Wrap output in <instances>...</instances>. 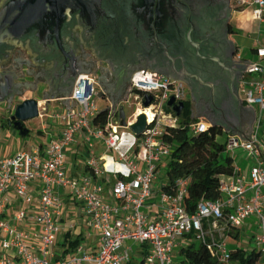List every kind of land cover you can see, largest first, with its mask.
I'll return each instance as SVG.
<instances>
[{
	"label": "built area",
	"instance_id": "1",
	"mask_svg": "<svg viewBox=\"0 0 264 264\" xmlns=\"http://www.w3.org/2000/svg\"><path fill=\"white\" fill-rule=\"evenodd\" d=\"M231 5L234 11L254 5L255 18L263 20L264 0H231ZM255 56L254 61H243L239 54L235 57V61L249 62L243 64L240 95L244 106L256 113L252 141L230 134L226 146L231 152L243 149L254 159L249 175L234 166L233 173L221 181V197L201 200L193 214L185 207L189 179H178L172 193L164 191V183L157 193L160 214L155 219L146 209L155 195L158 175L173 152L163 140L164 130L179 119L167 111V103L172 97L176 103L188 101L187 85L154 71H136L123 102L135 94L139 108L124 127L111 105L102 127L94 123L100 112L97 76L81 74L69 106L55 114L45 109L41 112V119L50 117L59 123V137L44 148L35 146L0 159V264H134L139 255L142 260L138 264H175V252L188 239L204 245L219 262L228 263V234L251 216L259 220L256 248L261 254L259 264H264V156L259 138L264 124V46L256 49ZM148 95L153 101L146 107ZM138 113H145L150 120L141 137L130 129ZM210 128L202 119L190 124L194 134ZM80 139L86 150L79 158L85 163V172L71 175L67 151ZM98 140L104 143L105 155L96 152ZM110 152L124 165V171L106 169L103 158ZM71 205L79 208V223L69 219L66 208ZM91 230L98 237L91 248L83 240L74 252L62 251L66 235L75 238L83 233L88 239ZM134 244L142 249L137 252Z\"/></svg>",
	"mask_w": 264,
	"mask_h": 264
},
{
	"label": "water",
	"instance_id": "2",
	"mask_svg": "<svg viewBox=\"0 0 264 264\" xmlns=\"http://www.w3.org/2000/svg\"><path fill=\"white\" fill-rule=\"evenodd\" d=\"M232 15L231 0L0 1V105L7 104L5 112H13L9 126L14 121L13 128L27 136L26 122L40 118L51 102L69 106L79 76L91 74L89 63L79 54L85 45L109 65L112 78L102 82L103 77L98 78L99 97L108 95L110 109L118 111L122 126H127V115L119 101L126 99L132 75L154 71L184 82L192 105L209 104L217 114H197L193 109V118L204 116L211 127L252 141L255 111L248 108L253 113L250 125L242 122L239 96L243 64L249 62L233 61L236 46L226 26ZM25 42L33 44L28 53L43 76L34 89L1 70L12 52L9 44ZM27 92L39 95L24 98ZM152 101V96H145L146 107ZM167 108L180 118L185 103L172 97ZM149 125L147 115L140 113L130 129L141 137Z\"/></svg>",
	"mask_w": 264,
	"mask_h": 264
},
{
	"label": "trees",
	"instance_id": "3",
	"mask_svg": "<svg viewBox=\"0 0 264 264\" xmlns=\"http://www.w3.org/2000/svg\"><path fill=\"white\" fill-rule=\"evenodd\" d=\"M237 31L232 28V33ZM171 112L169 108H166ZM150 113V112H149ZM110 116L109 110H100L94 123L105 127ZM193 119V105L190 100L185 102V110L175 126H166L163 140L173 148L167 164V181L164 191L172 193L178 179L188 178L189 185L185 197V207L193 214L201 200L216 201L221 197L222 177L231 175L234 170L233 159L225 157L226 144L218 142L217 138L225 133L219 126L194 134L190 124L197 122ZM232 233L228 234L229 237ZM191 238V237H190ZM84 240L83 233L75 238L68 234L63 243L64 253L70 254ZM190 240V239H188ZM183 257L182 264H259L261 254L254 248L247 251L236 247L231 251L230 262L221 263L212 256L204 245L189 241L188 245L180 248Z\"/></svg>",
	"mask_w": 264,
	"mask_h": 264
},
{
	"label": "rangeland",
	"instance_id": "4",
	"mask_svg": "<svg viewBox=\"0 0 264 264\" xmlns=\"http://www.w3.org/2000/svg\"><path fill=\"white\" fill-rule=\"evenodd\" d=\"M233 40L235 41L238 53L240 54L243 61H254L256 59V56L254 54V50L257 49L259 46L264 45V24L259 25L257 32L248 33V32H236L232 36ZM101 74V71L98 75ZM36 97L34 93L27 92L25 94V97ZM22 98L21 100H23ZM139 101L136 99L135 94H132L128 102H123L121 105L123 106L127 119L130 118L133 113L136 112L137 108H139ZM42 109L45 106V103L42 102ZM96 105L100 110H105L108 107L111 106V102L107 97H96ZM1 108H6V105H1ZM65 109L64 106H61L59 103L51 102L49 105V114H55L57 112H62ZM8 116V114L4 111L0 112V157L6 155H10L11 153H16L17 151L22 150H32L35 146H37L42 140H44L40 135V125L41 124H49L50 126H53V128H57V125L55 122H53V119L46 117L45 119L36 118L33 120H29L26 122V126L30 129V133L27 136H22L16 129L3 126V120ZM5 127V128H4ZM259 138L264 141V124L262 125V128L259 132ZM218 142L222 144H228L229 142V133L225 132L223 135L218 136L217 138ZM98 141H95L97 143ZM99 151V150H98ZM99 154V153H98ZM85 156V155H84ZM224 156L232 158L238 166L242 170H246L247 167L249 169L255 165V161L252 157L248 155V152H246L243 149H236L234 152H231L229 150H226L224 153ZM82 157V156H81ZM103 162L106 166L107 170L111 169H118L119 171H124L125 167L124 165L118 161L117 156L114 155L112 152H110L105 158H103ZM167 164V163H166ZM83 167H85V163H83ZM167 171L168 167L163 166L159 175L158 180L155 182L154 185H156V189H159V186L162 182L167 181ZM67 211H69V219H75L77 223H79L77 213L79 212V208H77L74 205L68 206L66 208ZM75 217V218H74ZM257 219L255 216H251L248 218V220L245 223H251V226L245 227L244 236L243 238L245 240H249L252 238L253 234L256 235L258 233V225H257ZM63 225V223H62ZM80 226V225H79ZM245 226V225H244ZM243 226V227H244ZM85 233H88V230L85 229ZM91 237L88 239H84V244L86 246L92 247L93 243L97 241L98 237L96 236V232L91 230ZM58 241L62 242L63 237L62 235L58 236ZM190 240H184V245H188ZM228 242V248L230 251H232L234 248H236L234 240L229 237L227 238ZM135 250L142 249V246L140 244H134L133 245ZM62 251H64V247L62 246ZM142 260V255H139L135 258L134 264L140 263ZM183 260V257L180 255V249H178L174 254V263L175 264H181V261Z\"/></svg>",
	"mask_w": 264,
	"mask_h": 264
},
{
	"label": "crops",
	"instance_id": "5",
	"mask_svg": "<svg viewBox=\"0 0 264 264\" xmlns=\"http://www.w3.org/2000/svg\"><path fill=\"white\" fill-rule=\"evenodd\" d=\"M254 8H255V6L251 5V6L247 7L244 10H237V11L233 10V15H232V19H231V25L234 27V29L237 32H248V33L257 32V29H258L259 25L260 24L261 25L264 24V17H263V20H259V19L255 18L254 12H253ZM231 39L233 40L232 36H231ZM234 43H235V41H234ZM235 46H236V52H237L238 48H237L236 43H235ZM262 46H264V45H262ZM259 47H261V46H259ZM255 51H256V49L253 51L254 54H255ZM237 54H239V53L237 52ZM105 70H107V67H105ZM111 78H112V73L110 72V75L107 78V80L111 79ZM101 91H102V88L99 86V93ZM239 96H240V99H241L240 90H239ZM103 97H107L109 99L108 95H104ZM188 100H190L191 103H192V100H191L190 96L188 97ZM109 101L111 102L110 99H109ZM123 101H124V99H122L119 102H123ZM53 102L54 103H59L57 101H53ZM61 106H64L66 108L67 104H61ZM120 107H123V106L120 105ZM255 118H256V113H255ZM193 119H197V120H201L202 119V120H206V121L209 122V120L206 117H204V116L193 118ZM53 122L56 123L57 128H53V126H50L49 124L48 125L47 124H41L40 125L41 133H40L39 136H41L44 140H42L37 146H40V147L44 148L49 143V141L51 139L59 137L60 130H61L60 125L54 119H53ZM254 123H255V119H254ZM254 123H253V126H254ZM11 128L12 127H10V129ZM224 131L227 132L226 129ZM262 142H263L262 143L263 145L261 147V150H262V153H263V156H264V141H262ZM95 149H96V152L99 153V156L105 155V153L107 152V150H106V148L104 146V143L102 141H99V140L96 143V148ZM19 151H17L16 153H11L10 155H6V153H5V155L0 157V159L14 156ZM85 154H86V150H85V145H84L82 139H80L77 144H75L71 149H69L67 151V158H68V164L67 165H68V173L69 174L78 175V174H81L82 172H85V167H83V161L81 162L80 159H79L80 156H82V155L84 156ZM166 163H164V166L166 165V167H167L168 163L167 164ZM233 166H238V164L234 160H233ZM249 170H250L249 167H247L246 170L244 169V170H242V172L247 174V176H248L249 175ZM110 177L111 176H109V178ZM227 177H228V175L223 176L222 179H227ZM163 184H164V182L161 183V185L159 186V189H156V185H154L155 195L149 200L148 208L146 209V213L149 215V217L151 219H155V218L159 217L160 208H159V201H158L157 193L160 191V188L163 186ZM107 192H108V189H107ZM11 195H12L13 199H15L14 198V194L11 193ZM16 206L20 207V204H18L17 201H16ZM256 219L258 220V217H256ZM244 225H243L244 227L241 226L240 228L232 229L229 232V234L232 233L230 235V237L235 242L234 246L243 248V249H245V250L250 252L254 248H256V237L259 234V220L257 221V225H258V230L257 231H258V233H256V235L253 234L252 235L253 237L250 238L248 241L245 240L243 238V236H244L245 227H247L248 225L251 226V223H249V224L245 223Z\"/></svg>",
	"mask_w": 264,
	"mask_h": 264
},
{
	"label": "flooded vegetation",
	"instance_id": "6",
	"mask_svg": "<svg viewBox=\"0 0 264 264\" xmlns=\"http://www.w3.org/2000/svg\"><path fill=\"white\" fill-rule=\"evenodd\" d=\"M3 1V0H0ZM232 7V5H231ZM227 29L229 32V36L231 38V36L234 35V33H232V28L233 26L231 25V20L229 22H227ZM69 32H75L74 29H70ZM29 47H33V44H31L30 42H25V44H9L8 48H10L12 50L10 57L8 59H6L3 63H1V70L3 71H8V72H12L14 75H16L17 77V82H23V83H30L32 86L30 89H34L36 87V83L41 81L43 79V76H40V68L37 67V65H35L32 56L29 55L28 53V49ZM79 54L82 56V58L89 63V70L91 71V74H94L97 76V80L100 77H103L101 79V82L104 80H107V78L110 75L111 70L109 69V65L104 62L101 61L98 57L97 54L89 47H86L85 45H83L80 49H79ZM237 52L235 53V55L233 56V61L235 62L236 65H239L240 63H237L235 61V57H236ZM105 67H107V70H105ZM101 71V74H99V72ZM243 75V73H242ZM242 77V76H241ZM37 80V81H35ZM240 80L239 79V90H240ZM188 88V92H189V96L191 98V92L189 87ZM26 89V88H24ZM36 96L39 95V93H34ZM6 105L7 104H3ZM1 106V105H0ZM242 107L244 109V111L242 112V122H245L247 124H251L253 121V113L250 109L246 108L242 102ZM7 108V107H6ZM6 108H1L0 107V112L3 110L5 112ZM193 109L194 111L198 114H205V115H209V116H214L217 117V114L214 113L211 105H207V106H198L195 104V102H193ZM230 112V111H228ZM6 113L8 114V116L5 118V120H3V126H9V118L13 115V112L11 111H6ZM227 113V112H226ZM231 113H229L230 115ZM13 124L14 121H12V125L9 127L13 128Z\"/></svg>",
	"mask_w": 264,
	"mask_h": 264
},
{
	"label": "bare ground",
	"instance_id": "7",
	"mask_svg": "<svg viewBox=\"0 0 264 264\" xmlns=\"http://www.w3.org/2000/svg\"><path fill=\"white\" fill-rule=\"evenodd\" d=\"M138 116H139V113H138V115H137L136 118H135V122H136ZM150 116H151V115H150V113L148 112V117L150 118Z\"/></svg>",
	"mask_w": 264,
	"mask_h": 264
}]
</instances>
